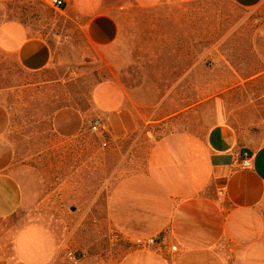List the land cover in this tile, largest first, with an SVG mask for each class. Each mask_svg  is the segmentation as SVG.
<instances>
[{"label":"rangeland","instance_id":"1","mask_svg":"<svg viewBox=\"0 0 264 264\" xmlns=\"http://www.w3.org/2000/svg\"><path fill=\"white\" fill-rule=\"evenodd\" d=\"M102 1V11L118 19L126 38L125 52L105 55L110 63L86 43L78 13L42 0L0 3V25L20 22L52 51L50 65L33 73L0 49V105L9 114L11 168L23 190L20 209L0 221V257L11 255L14 232L33 222L90 261L113 264L147 240L121 184L145 171L149 132L202 134L223 124L246 148L264 144V1L254 9L230 0H161L153 8L135 0ZM187 68L188 78L175 86ZM116 74L130 87L147 86L136 97L150 107L162 104L158 118H178L158 122L154 131L148 108L146 119L122 137L102 126L92 132V91ZM67 107L83 117L82 130L70 138L52 128L55 112ZM127 200L130 225L124 229L118 214Z\"/></svg>","mask_w":264,"mask_h":264},{"label":"crops","instance_id":"2","mask_svg":"<svg viewBox=\"0 0 264 264\" xmlns=\"http://www.w3.org/2000/svg\"><path fill=\"white\" fill-rule=\"evenodd\" d=\"M230 1L235 7L254 9L264 0ZM135 2L142 8L161 4V0ZM102 7V0H66L65 5L84 19L82 33L90 49L102 53L110 63L111 55H105L121 50L126 38L118 19L103 12ZM0 49L14 55L22 69L33 73L46 69L52 59L48 42L29 36L17 21L0 25ZM123 49L125 52V46ZM189 72L188 68L182 71L175 86L184 82ZM146 87H130L120 74L98 83L91 100L92 117L99 128L104 127L112 137H122L146 119L148 108H152L153 118L147 123L154 131L158 122L177 119L179 113L158 118L162 104L150 107L136 97V91ZM9 123V114L0 105L2 222L23 204V190L11 168ZM82 127L83 117L74 108H62L52 117V128L61 137H74ZM149 136L145 171L121 184L125 197L131 193L133 210L139 213L134 223L147 240L124 252L113 264H264V144L246 148L223 124L213 125L202 134L181 128L158 137L149 132ZM245 153L251 157L248 169L239 166ZM129 204V200L124 201V211L118 214L120 228L130 225ZM149 239L154 242L147 244ZM0 264L111 263L77 258L50 229L33 222L14 232L11 255L0 257Z\"/></svg>","mask_w":264,"mask_h":264},{"label":"built area","instance_id":"3","mask_svg":"<svg viewBox=\"0 0 264 264\" xmlns=\"http://www.w3.org/2000/svg\"><path fill=\"white\" fill-rule=\"evenodd\" d=\"M42 1L54 9H62L66 5V0H42ZM89 127H90V130L94 133L99 131V123L95 120H92L89 122ZM239 166L242 169L250 168L251 157L247 153L241 155ZM153 242H154V239H149L147 241V244H152Z\"/></svg>","mask_w":264,"mask_h":264},{"label":"water","instance_id":"4","mask_svg":"<svg viewBox=\"0 0 264 264\" xmlns=\"http://www.w3.org/2000/svg\"><path fill=\"white\" fill-rule=\"evenodd\" d=\"M72 211L74 210V208L71 209Z\"/></svg>","mask_w":264,"mask_h":264}]
</instances>
